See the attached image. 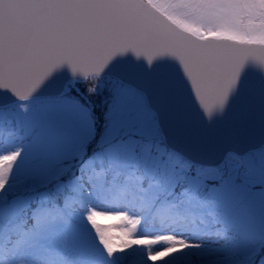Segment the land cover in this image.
I'll use <instances>...</instances> for the list:
<instances>
[{"label": "snow or ice", "instance_id": "1", "mask_svg": "<svg viewBox=\"0 0 264 264\" xmlns=\"http://www.w3.org/2000/svg\"><path fill=\"white\" fill-rule=\"evenodd\" d=\"M0 264H264V0H0Z\"/></svg>", "mask_w": 264, "mask_h": 264}, {"label": "rangeland", "instance_id": "2", "mask_svg": "<svg viewBox=\"0 0 264 264\" xmlns=\"http://www.w3.org/2000/svg\"><path fill=\"white\" fill-rule=\"evenodd\" d=\"M99 222L102 223V224H111V223H113V222H115V221H113V220H109V219H103V218H101V219L99 220ZM116 222H117V221H116Z\"/></svg>", "mask_w": 264, "mask_h": 264}]
</instances>
